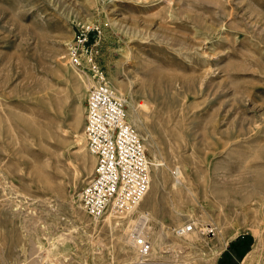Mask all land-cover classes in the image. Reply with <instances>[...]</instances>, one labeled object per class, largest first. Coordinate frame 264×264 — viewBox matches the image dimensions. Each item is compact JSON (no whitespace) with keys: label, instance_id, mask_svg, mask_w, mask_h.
<instances>
[{"label":"rangeland","instance_id":"rangeland-1","mask_svg":"<svg viewBox=\"0 0 264 264\" xmlns=\"http://www.w3.org/2000/svg\"><path fill=\"white\" fill-rule=\"evenodd\" d=\"M86 25L150 166L140 205L100 220L93 79L69 56ZM0 264H264V0H0Z\"/></svg>","mask_w":264,"mask_h":264},{"label":"built area","instance_id":"built-area-1","mask_svg":"<svg viewBox=\"0 0 264 264\" xmlns=\"http://www.w3.org/2000/svg\"><path fill=\"white\" fill-rule=\"evenodd\" d=\"M92 34L94 43L90 42ZM102 34L99 26H83L69 51L72 65L87 70L93 79L84 135L86 148L95 159V168L81 190L80 201L85 213L94 220L133 211L150 186V166L142 140L127 120L124 100L96 62ZM193 231V223L174 228L179 237ZM135 248L145 257L150 255L152 244L142 234Z\"/></svg>","mask_w":264,"mask_h":264},{"label":"bare ground","instance_id":"bare-ground-1","mask_svg":"<svg viewBox=\"0 0 264 264\" xmlns=\"http://www.w3.org/2000/svg\"><path fill=\"white\" fill-rule=\"evenodd\" d=\"M179 177L182 178V174H181V173H179ZM234 236H235V235H234ZM140 238H141L140 236H138V238H134V239H133V237H132V239L130 240L131 245L135 246L136 243H137V241H138ZM230 239H231V238H230ZM174 263H175V262H174Z\"/></svg>","mask_w":264,"mask_h":264}]
</instances>
